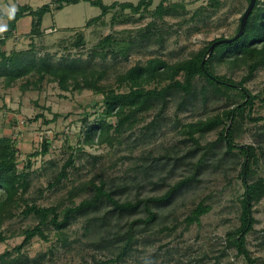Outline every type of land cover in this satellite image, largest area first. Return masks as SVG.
Returning a JSON list of instances; mask_svg holds the SVG:
<instances>
[{
  "label": "rangeland",
  "instance_id": "1",
  "mask_svg": "<svg viewBox=\"0 0 264 264\" xmlns=\"http://www.w3.org/2000/svg\"><path fill=\"white\" fill-rule=\"evenodd\" d=\"M21 1L30 2L33 8L45 3H50L52 8L56 6L54 0ZM103 1L111 4L138 0ZM160 1L154 0L139 13L113 9L95 23L88 22L101 9L81 1L48 12L36 34H30L32 16H26L4 44L0 41V48L8 55L14 51H30L38 60L48 59L56 67L79 60L91 73L95 72L90 77L93 86L85 85L80 79L76 88V81H70L64 88L49 74L40 83V89L33 85L24 89L25 79L6 86L0 78V136L10 138L17 147V168L24 172L28 184L27 189L19 191V198L29 204L66 208L74 205L68 197L69 191L94 180L104 181L116 199L136 201L162 195L172 184L192 175V164L205 149H195L194 143L181 132L183 125L221 112L242 100L241 95H234L236 90H232L230 99L214 94L202 76L194 80L197 96L191 103L180 108L182 92H174L159 117L158 103L139 113L141 119L124 133L121 143L100 144L97 136L88 140L86 134L88 126L105 116L104 95L97 88L120 87L127 91L129 86L119 85V77L131 67L145 65L153 58L175 64L214 38L232 36L250 2L218 0L219 4L212 6L211 0H165L167 12L160 16L157 12ZM10 7L15 9L19 5L5 6L4 12L8 13ZM1 29L0 32L8 29V20ZM106 37L110 39L104 44ZM213 66L217 74L235 82L249 70L245 62L231 65L215 60ZM244 85L252 94L260 95L253 109H246L245 116L250 113L252 117H264V64ZM203 86H206L205 96L201 91ZM154 119V126L150 125ZM108 121L116 123L117 118L108 116ZM241 124L236 141L259 149V161L254 165L257 173L253 178L264 177V119L253 120L247 116ZM220 129L201 137V143L209 145L217 140ZM45 143L47 151L43 150ZM72 154L74 165L66 167ZM206 160L190 184L168 203L153 207L157 213L154 221L145 222L147 213L142 206L134 213L121 214L110 202L104 201L97 209L76 214L67 227V241L60 239L49 225L45 229L48 239L34 236L20 252L16 248L24 240L20 231L33 224L34 219L23 216L21 212L26 203L18 198L15 215L0 226V231L7 236L5 241H0V255L6 256L7 264H17L15 259L19 255L27 257L25 264H97L99 259L116 258L117 245L121 244L105 227L124 231L132 225L137 233L132 250L109 264H250L235 247L226 248L228 232L241 222L240 199L244 187L239 172L243 155L238 151L228 153L220 141ZM62 171L66 174L61 182L51 186L54 177ZM93 193L92 188L78 192L75 204ZM201 201L211 206L210 211L201 217L200 223L185 230V217ZM254 208L257 222L247 235V247L256 264H264V197ZM105 236L110 240L102 241ZM99 242L102 246H98ZM32 258H37V263Z\"/></svg>",
  "mask_w": 264,
  "mask_h": 264
},
{
  "label": "trees",
  "instance_id": "2",
  "mask_svg": "<svg viewBox=\"0 0 264 264\" xmlns=\"http://www.w3.org/2000/svg\"><path fill=\"white\" fill-rule=\"evenodd\" d=\"M54 1L56 2L54 8H52L53 6L50 3H45L37 8H33L29 4H23L8 13L0 11V17H5L8 20V29L5 32H0L1 44H4L7 36L16 30L18 20L25 15L32 16L30 34H36L40 32L44 16L54 9L60 10L64 8L65 5L88 1L92 5L98 6L101 9V13L88 22L95 23V21L107 15L113 9L119 8L121 11L129 9L134 13H139L143 8H149L154 0H138L136 3L132 1H114L111 4H106L103 0ZM164 3L165 0H161L157 7V12L160 16L165 11L167 12ZM218 4V0H211L212 6H217ZM240 24L232 36L214 38L189 58L175 64H168L161 58H153L148 60L145 65L131 67L124 75L119 77V85L125 83L129 86L127 91L121 90L120 87L97 88L104 95L105 116L100 118V121L88 126L86 134L89 136L88 140H93L97 136L100 144L107 143L110 146H114L115 143H121L124 133L132 129L141 119L138 117L139 113L152 109L155 107V103L159 104V110L157 111V117H159L168 105V98L174 92H182L181 97L183 98L180 108L186 107L187 104L191 103L193 97L197 96L194 86V80L197 76L204 77L211 86L212 92L216 95H225L230 99L232 90H236L234 95L242 96V100L234 102L233 106H228L221 112L183 125L181 132L185 133L187 139L194 143L195 149L202 148L205 150L202 152V156L192 164L194 170L192 175L172 184L162 195L140 198L136 201H120L113 196L112 191L106 188L104 181L96 183L91 180L69 191L68 197L73 201V206L69 205L66 208H61L56 205L42 206L35 202L29 204L26 199L18 196L19 191L22 188L27 189L28 184L24 172H19L17 168V147L10 138L0 136V226H2L4 221L15 215V206L18 205V198L26 203V207L21 212L23 216L30 215L34 219L33 224L22 228L20 231V234L24 236V240L16 247L19 252L34 236L39 235L44 239H48L45 229L49 225L60 236V239L67 241V227L71 224L76 214L82 215L90 209H97L104 201L110 202L121 214L134 213L142 206L147 213L145 222L154 221L157 213L153 207L168 203L184 186L190 184L199 169L206 163L207 156L214 150L217 143L222 141L228 153L233 154L238 151L239 154L243 155L239 172V177L244 187L240 199L241 222L238 227L228 232L226 248L235 247L238 254L243 255L250 264H256L257 260L251 256V252L247 247V235L254 230V225L257 222L254 216V207L255 203L264 197V177L253 178L257 173L254 165H257L259 161V149L253 144H239L236 141V137L242 126L241 123L247 116L253 120L264 119L263 116L252 117L250 113L245 116L246 109L250 108L252 110L255 105V99L259 98L260 95L252 94L244 85L253 76L255 70L264 64V0H256L243 33L237 37L240 31ZM109 39L110 37H106L103 43L105 44ZM212 46L213 48L211 49ZM215 60L227 61L231 65L238 62L248 63V73L239 82H235L230 77L217 74L214 71L213 63ZM47 74L52 76V80L58 79L60 85L64 88L68 87L70 81H76L74 87L76 88L81 83L80 79L85 82V85L93 86L94 81L90 77L91 75L94 76L95 72L91 73L89 67L80 63L79 60L56 67L48 59L42 60L41 58V60H38V57L30 51H14L8 55L5 50L0 48V78L5 80L6 86H10L20 79H25L24 89L30 88L31 85H33V88L40 89V83ZM38 75L39 77L36 78ZM205 87L203 86L201 89L204 96L206 94ZM262 100L264 101V96ZM108 116H116L117 122H109ZM155 122V119L152 120L150 125L154 126ZM218 127H221L218 139L209 145H203L201 137ZM43 147L44 151L48 150V144L45 143ZM72 159L73 154L70 156L66 167L74 165ZM65 174L66 172L64 171L60 172L54 177L50 185L59 184ZM89 188L94 190L93 195L75 204L74 198L77 193H82ZM210 209L211 206L206 204L205 201L199 202L185 217L184 229L188 230L194 223H200L201 217ZM105 230L108 234L112 233L114 239L121 244L117 245L119 251L116 258L99 259L97 264H109L121 259L132 250L137 238V233L132 225L124 231L107 227H105ZM106 238L109 237H103L102 241L110 240ZM6 239L7 236L0 231V241H5ZM98 246H102L101 242L98 243ZM15 260L17 264H25L27 257L19 255ZM32 261L37 263V258H32ZM7 263L9 262L6 260V256L0 255V264Z\"/></svg>",
  "mask_w": 264,
  "mask_h": 264
},
{
  "label": "crops",
  "instance_id": "3",
  "mask_svg": "<svg viewBox=\"0 0 264 264\" xmlns=\"http://www.w3.org/2000/svg\"><path fill=\"white\" fill-rule=\"evenodd\" d=\"M20 2H18V0H0V11H5L4 10V8L3 7H5V6H10V5H13V4H18V5H22V4H25V3H27V4H30V2H27L26 0H24V1H26V2H23V1H21V0H19ZM31 5V4H30ZM3 6V7H2ZM17 8H11L10 7V9H9V11H11V10H16ZM26 16H30V15H25V16H23L21 19H23L24 17H26ZM21 19H19L18 20V22L21 20ZM18 22H17V24H18ZM4 23L5 24H7V19L5 18V17H0V31L1 30H3V29H1L3 26H4ZM30 26H32V20H31V24H30ZM17 30V29H16Z\"/></svg>",
  "mask_w": 264,
  "mask_h": 264
},
{
  "label": "water",
  "instance_id": "4",
  "mask_svg": "<svg viewBox=\"0 0 264 264\" xmlns=\"http://www.w3.org/2000/svg\"><path fill=\"white\" fill-rule=\"evenodd\" d=\"M255 2H256V0H250L247 9L245 10L244 14L242 15L241 24H240V31L237 34V37L240 36L243 33L244 28H245L246 23H247V20H248V17L250 15V13L252 12L253 8H254ZM212 48H213V46L211 47V49Z\"/></svg>",
  "mask_w": 264,
  "mask_h": 264
}]
</instances>
